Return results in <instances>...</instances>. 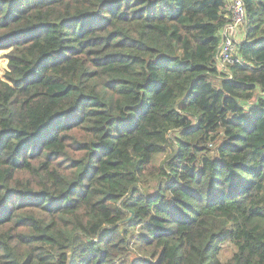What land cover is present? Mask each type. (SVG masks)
<instances>
[{
  "label": "trees",
  "instance_id": "16d2710c",
  "mask_svg": "<svg viewBox=\"0 0 264 264\" xmlns=\"http://www.w3.org/2000/svg\"><path fill=\"white\" fill-rule=\"evenodd\" d=\"M243 1L222 70L229 0H0V264H264V0Z\"/></svg>",
  "mask_w": 264,
  "mask_h": 264
},
{
  "label": "built area",
  "instance_id": "2783aa9c",
  "mask_svg": "<svg viewBox=\"0 0 264 264\" xmlns=\"http://www.w3.org/2000/svg\"><path fill=\"white\" fill-rule=\"evenodd\" d=\"M229 21L219 30L221 38L217 60L219 67L226 70L229 64L239 61L237 43L246 35L247 9L243 0H229Z\"/></svg>",
  "mask_w": 264,
  "mask_h": 264
},
{
  "label": "rangeland",
  "instance_id": "374dc122",
  "mask_svg": "<svg viewBox=\"0 0 264 264\" xmlns=\"http://www.w3.org/2000/svg\"><path fill=\"white\" fill-rule=\"evenodd\" d=\"M7 51H8L7 49H0V77H4L5 72L8 70V58L6 55ZM167 154L159 155L156 159V163L159 164L162 160H165L167 157ZM235 249H236V246L231 241L223 242L221 245V250L219 254L220 259L222 261L229 259L233 255Z\"/></svg>",
  "mask_w": 264,
  "mask_h": 264
},
{
  "label": "water",
  "instance_id": "95a60500",
  "mask_svg": "<svg viewBox=\"0 0 264 264\" xmlns=\"http://www.w3.org/2000/svg\"><path fill=\"white\" fill-rule=\"evenodd\" d=\"M246 102V101H245Z\"/></svg>",
  "mask_w": 264,
  "mask_h": 264
}]
</instances>
